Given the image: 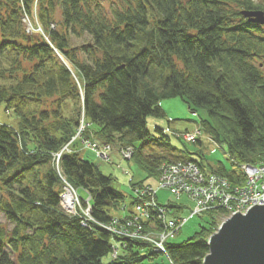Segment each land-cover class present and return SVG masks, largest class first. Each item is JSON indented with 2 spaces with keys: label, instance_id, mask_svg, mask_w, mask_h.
Listing matches in <instances>:
<instances>
[{
  "label": "trees",
  "instance_id": "1",
  "mask_svg": "<svg viewBox=\"0 0 264 264\" xmlns=\"http://www.w3.org/2000/svg\"><path fill=\"white\" fill-rule=\"evenodd\" d=\"M243 10L264 11V0H0V106L17 117L0 124V212L8 223L0 222V264H152L159 255L105 226L116 219L129 226L121 219L137 197L131 193L128 210V194L86 157L91 150L74 143L57 164L54 153L76 134L83 114L93 129L85 137L117 150L134 147L130 160L146 175L133 188L178 160L244 181L234 159L258 164L264 157V24ZM25 16L42 31H28ZM176 96L207 115L201 127L226 147L231 166L201 151L198 158L175 148L143 152L153 141L148 117H165L162 101ZM66 183L90 196L92 219L64 208ZM86 195L79 194L84 206ZM184 207L181 200L173 212ZM206 212L208 227L167 243L175 264H204L219 218L230 213ZM116 241L117 255L105 262Z\"/></svg>",
  "mask_w": 264,
  "mask_h": 264
},
{
  "label": "built area",
  "instance_id": "2",
  "mask_svg": "<svg viewBox=\"0 0 264 264\" xmlns=\"http://www.w3.org/2000/svg\"><path fill=\"white\" fill-rule=\"evenodd\" d=\"M80 122L82 123L71 140L59 152L54 153L57 164L64 152L72 150L71 145L76 139L81 140L84 148L99 152L105 159L110 157L113 146L84 136L88 127L85 125V114L82 115ZM183 136L188 141H195L199 137L197 133L189 132L184 133ZM117 151L124 158L131 159L134 154V147H121ZM234 164L244 176V181L241 183L235 184L228 176L216 172H205L193 160H178L176 162L164 163L161 166L162 173L159 187H151L149 183H145L135 188L134 194L137 198L133 212L126 214L124 217L121 216V220L126 221V224L131 227L118 224L120 222L119 219L115 220V224L105 226L116 235L138 238L149 243L155 252L165 256L170 264H175L168 253L167 243L180 234L183 225L190 217L202 214L210 208L221 207L234 214L235 211L249 209L256 203L264 204V157L258 164L238 163L235 159ZM164 187L171 189L175 198L172 201H174L175 205L184 196L194 201L193 211L189 217L185 218L181 215H176L173 212L175 205L170 206L171 200L166 203L159 201V189ZM65 188L66 192H63L61 195L62 205L73 210H76V206L79 205L80 211H72L71 213L81 215L84 222L85 220L92 219L91 205L89 204L90 196L85 200L87 206H84L79 194V198L75 197L74 192L76 189L72 185L66 183ZM68 192L73 194L70 205L65 202V196ZM145 222L150 225L148 230H144L143 223ZM152 227H157V229L161 230L155 232L152 230ZM120 244L121 242L118 243V241L114 243V256L117 255Z\"/></svg>",
  "mask_w": 264,
  "mask_h": 264
},
{
  "label": "rangeland",
  "instance_id": "3",
  "mask_svg": "<svg viewBox=\"0 0 264 264\" xmlns=\"http://www.w3.org/2000/svg\"><path fill=\"white\" fill-rule=\"evenodd\" d=\"M24 21L26 22L28 31L33 32L35 31L34 29H37L38 31H42L40 30L41 26L37 22L30 20L27 16L24 17ZM59 55L63 59L62 61H64L66 64H69V61H67L66 59L64 60L61 54ZM78 82L79 84L81 83L80 78ZM162 107L166 112L165 117L160 118V117H155L153 115L148 117V127L150 131L153 133V136L151 137L153 141H150L147 145H145L143 149L144 153H168L172 150V148H175L173 151H175L178 154H187L193 158H198L199 157L198 152L201 151L204 154H206L207 160H209L211 163L215 164L218 163L219 161H223L227 166L232 165L226 147L217 144L214 141V139L212 140V138L209 137V135L203 131L201 127V123L202 120H204V117L207 118V115L204 112L194 111L193 109H191L188 101L181 96L164 99L162 101ZM16 120L17 117L14 113L5 110L4 105L0 106V124H14ZM81 123L82 122H80V124ZM85 125L89 127V129L87 127L86 131H93V129L91 128V124H88L87 121ZM158 125L162 126L166 130L165 133L168 136L170 135V140H168V137L166 135L156 130V127ZM175 131H179L181 135L182 133L184 134L185 132L197 133L198 136L202 138V142H201L202 144H195V142H191L190 140L187 141L183 138H179L175 134ZM91 135H93V132H91ZM95 137L96 136H94V138ZM76 141L77 142L75 143H78L80 146L83 145L81 140L76 139ZM96 141L103 143L102 141H100V139H97ZM79 145L77 146V148L80 147ZM139 145L140 144L138 143V146ZM190 152L193 153L190 154ZM84 154L86 155V157L98 162L104 173L113 174L114 176L117 177V179H115L113 182L114 186L115 188L128 194L126 203L128 204V210H129V208L131 207V193L134 192L133 189H135L133 188V186H131V182L144 178L146 175L144 170H142L135 163L134 160H130L121 156L119 151H117V149L114 147L111 150V155L108 159H105L102 155L99 154V152H95L94 150L86 151L84 152ZM161 171L162 170H160V174L158 178H148L146 179L145 183H149L151 187H155V188L159 187L160 186L159 180L162 173ZM63 192H66L65 186ZM74 194L76 198H79L77 189L74 192ZM79 194H81L84 197L86 195L84 190L82 189H79ZM86 197H88V195H86ZM158 198L159 201L163 203L175 199L173 193L171 192V189L167 187L159 189ZM182 200L185 207L180 212V214L182 217L187 218L192 213L194 207V201L187 196H184ZM132 206H134V204ZM64 208L68 212L80 211L79 205L76 206V210H73L69 207L68 208L64 207ZM125 211L126 210L122 209L118 214L122 215L125 213ZM247 211L248 208L246 210H241L240 212L246 213ZM232 215H233L232 213H229L228 217L221 216L219 218V221L217 222V228L216 230L213 231V233H215L219 229L222 222H224L227 218H229ZM209 221H210V216L207 212L206 213L203 212L202 215L197 214L189 218L186 221V223L183 225L180 234L176 235L170 241L175 243H180L188 239L189 237L193 236L197 231H199L201 229V226L208 227ZM0 222L7 223V219L4 213L2 212H0ZM152 230L158 232L161 229L159 228L157 229V227H152ZM112 255L113 253H110L109 255L105 256L103 260L107 262L112 258ZM151 262L152 264H170L168 259L162 254H159Z\"/></svg>",
  "mask_w": 264,
  "mask_h": 264
},
{
  "label": "water",
  "instance_id": "4",
  "mask_svg": "<svg viewBox=\"0 0 264 264\" xmlns=\"http://www.w3.org/2000/svg\"><path fill=\"white\" fill-rule=\"evenodd\" d=\"M251 21L264 24L263 10H243ZM204 264H264V204L235 212L210 236Z\"/></svg>",
  "mask_w": 264,
  "mask_h": 264
},
{
  "label": "bare ground",
  "instance_id": "5",
  "mask_svg": "<svg viewBox=\"0 0 264 264\" xmlns=\"http://www.w3.org/2000/svg\"><path fill=\"white\" fill-rule=\"evenodd\" d=\"M89 124V123H88ZM77 142V141H75ZM75 142H73L72 144H74ZM72 146V145H71ZM72 199H73V194L70 192L67 193V195L65 196V202L70 205L72 203Z\"/></svg>",
  "mask_w": 264,
  "mask_h": 264
}]
</instances>
